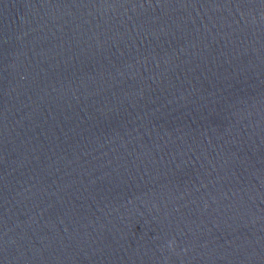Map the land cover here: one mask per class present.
Returning <instances> with one entry per match:
<instances>
[{
  "label": "water",
  "instance_id": "95a60500",
  "mask_svg": "<svg viewBox=\"0 0 264 264\" xmlns=\"http://www.w3.org/2000/svg\"><path fill=\"white\" fill-rule=\"evenodd\" d=\"M0 264H264V0H0Z\"/></svg>",
  "mask_w": 264,
  "mask_h": 264
}]
</instances>
